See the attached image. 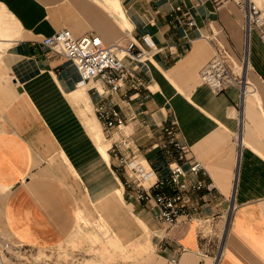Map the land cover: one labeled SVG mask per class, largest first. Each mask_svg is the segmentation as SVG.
Wrapping results in <instances>:
<instances>
[{"label": "crops", "instance_id": "obj_1", "mask_svg": "<svg viewBox=\"0 0 264 264\" xmlns=\"http://www.w3.org/2000/svg\"><path fill=\"white\" fill-rule=\"evenodd\" d=\"M236 1L0 0V230L23 245H60L89 222L84 197L127 261L154 248L164 264H264V43L258 30L247 33ZM247 1L264 12V0ZM188 15L196 26L185 24ZM63 28L100 35L144 87L111 94L84 82L69 58L43 43ZM131 41L147 51L144 60L124 55ZM218 44L244 72L245 91L215 93L201 81ZM99 104L125 118L113 135L103 131ZM167 127L213 184L193 193L199 211L173 226L126 187L109 151L126 136L164 177L174 156L156 144ZM121 206L140 238L126 242L114 225Z\"/></svg>", "mask_w": 264, "mask_h": 264}, {"label": "built area", "instance_id": "obj_2", "mask_svg": "<svg viewBox=\"0 0 264 264\" xmlns=\"http://www.w3.org/2000/svg\"><path fill=\"white\" fill-rule=\"evenodd\" d=\"M212 1L218 7L228 0ZM236 2L244 15L247 33L258 30L264 43L263 10L253 1ZM180 10L181 7L178 6L175 12ZM185 24L191 28L196 26V21L188 15ZM43 43L54 52L69 58L84 82H95L104 92L116 93L123 86L138 91L145 85L134 68L125 66L116 48L107 45L96 33L75 37L70 29L63 28L45 37ZM123 52L136 61H142L148 56L147 51L135 41L129 42ZM200 78L215 93L222 92L231 85L242 87L243 83V76L237 73L231 53L221 44L215 47L213 58L200 71ZM95 88L100 91L97 86ZM96 112L106 136L113 135L125 125V118L114 106L99 104ZM163 131L168 137L156 145L174 156V160L167 164L169 171L164 177L156 176L155 169L148 161L131 149V142L126 136L115 141L109 151L118 160L117 169L126 174V187L140 201L156 209L158 220L173 226L181 217L190 219L199 211V202L193 193L204 188L211 189L213 184L206 183L199 177L200 173L207 176L204 166L199 161L188 160L187 147L176 139L175 131L171 127L164 128ZM185 163H188V168L184 167ZM152 175H155L154 179H151ZM190 175L194 179H188Z\"/></svg>", "mask_w": 264, "mask_h": 264}, {"label": "rangeland", "instance_id": "obj_3", "mask_svg": "<svg viewBox=\"0 0 264 264\" xmlns=\"http://www.w3.org/2000/svg\"><path fill=\"white\" fill-rule=\"evenodd\" d=\"M79 203L89 222L82 223V232L51 248L20 244L1 228L0 264H164L154 248L140 258L125 260L128 258L126 250L118 246L113 235L101 230L95 216L91 219L92 213L97 214L96 205L92 203L89 206L84 197H81ZM113 217L120 218L114 225L122 234H126V242L140 238L142 231L138 230L135 217L124 206Z\"/></svg>", "mask_w": 264, "mask_h": 264}, {"label": "bare ground", "instance_id": "obj_4", "mask_svg": "<svg viewBox=\"0 0 264 264\" xmlns=\"http://www.w3.org/2000/svg\"><path fill=\"white\" fill-rule=\"evenodd\" d=\"M243 72V71H242ZM243 76V83H242V87H243V90L245 91V86H246V80H244L245 76H244V72L242 74Z\"/></svg>", "mask_w": 264, "mask_h": 264}]
</instances>
